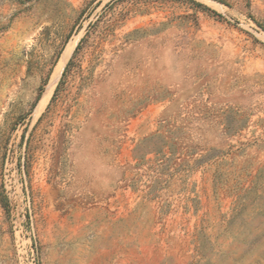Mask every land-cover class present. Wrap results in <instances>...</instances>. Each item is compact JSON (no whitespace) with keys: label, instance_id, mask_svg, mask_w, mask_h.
I'll list each match as a JSON object with an SVG mask.
<instances>
[{"label":"rangeland","instance_id":"obj_1","mask_svg":"<svg viewBox=\"0 0 264 264\" xmlns=\"http://www.w3.org/2000/svg\"><path fill=\"white\" fill-rule=\"evenodd\" d=\"M192 1L0 0V264H264V0Z\"/></svg>","mask_w":264,"mask_h":264},{"label":"trees","instance_id":"obj_2","mask_svg":"<svg viewBox=\"0 0 264 264\" xmlns=\"http://www.w3.org/2000/svg\"><path fill=\"white\" fill-rule=\"evenodd\" d=\"M188 2H189L190 4H192L193 6L197 7V8H200V9H202V10H204V11H207V12H209V13H211V14L217 16V17H220V16H219L218 14H216L214 11L210 10L209 8H207L206 6H204V5H202V4L198 3V2H195V1H192V0H188ZM78 47H79V45L76 47L74 53H76V51L78 50ZM70 62H71V60L67 63L64 72L66 71V69H67L68 66L70 65ZM64 72H63V76H64ZM57 89H58V86H57L55 92L57 91ZM165 128H166V127H165V125H163V123L159 124V132H157L155 135H153V137L158 138V139L160 140V142H161V146H160V148H156V149H153V150L151 151V153H153V154H155V155H157V156H163V157H166L168 153H169L170 155L177 154V153H176V150H175V149L173 150V149L170 148V147L167 148V149H168V152H166V151L164 150V148H165V147H164V144H165L164 141H166V138L164 137V134L166 133V131H164ZM169 132H170V131H169ZM170 136H171V137L169 138L170 140H174L176 143L178 142L177 137H174V132H170ZM173 137H174V138H173ZM187 150H188V148H187ZM136 153H138V149H137V152H136ZM179 154H180V153H179ZM194 155H196V153L193 152V150H192V151L190 150V153H189V152H187L186 149H185V156H188L189 158H191V157H194ZM203 159L205 160L206 158H205L204 156H201V157L198 158L197 160H196V159L193 160L194 165H199V164H201L200 161H203ZM134 160L141 161V156L138 155V154H136V155L134 156ZM137 165H138V164H137ZM139 165H140V164H139Z\"/></svg>","mask_w":264,"mask_h":264},{"label":"bare ground","instance_id":"obj_3","mask_svg":"<svg viewBox=\"0 0 264 264\" xmlns=\"http://www.w3.org/2000/svg\"><path fill=\"white\" fill-rule=\"evenodd\" d=\"M77 39L71 40L67 43L65 49L63 50L60 59L58 60L51 76L49 79V82L45 88V91L42 95V97L40 98L36 108H35V112L41 110V108L44 106L45 102L48 100L49 96L51 95L53 88L55 86V83L63 69V66L65 65L67 59L69 58L71 52L74 49V46L76 44Z\"/></svg>","mask_w":264,"mask_h":264},{"label":"built area","instance_id":"obj_4","mask_svg":"<svg viewBox=\"0 0 264 264\" xmlns=\"http://www.w3.org/2000/svg\"><path fill=\"white\" fill-rule=\"evenodd\" d=\"M15 198H18L19 202L12 205V213H13V229L15 233L16 241H21V238L24 237V220L26 215V209H28V205H22L24 201L28 204V193H24L22 188L19 187L16 191ZM15 195V194H14Z\"/></svg>","mask_w":264,"mask_h":264},{"label":"crops","instance_id":"obj_5","mask_svg":"<svg viewBox=\"0 0 264 264\" xmlns=\"http://www.w3.org/2000/svg\"><path fill=\"white\" fill-rule=\"evenodd\" d=\"M15 30L16 31H22V32H24L23 33L24 34L23 36H25L26 41H27L28 38H31V36L33 35V28L32 27L29 28L25 24H16L15 25ZM14 36H17V33H15ZM23 64L21 65V69L19 71V75H17V76L15 75V77H20V76H22L24 74V72H25V66ZM1 225H2V217L0 215V227H1Z\"/></svg>","mask_w":264,"mask_h":264}]
</instances>
